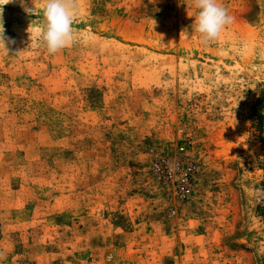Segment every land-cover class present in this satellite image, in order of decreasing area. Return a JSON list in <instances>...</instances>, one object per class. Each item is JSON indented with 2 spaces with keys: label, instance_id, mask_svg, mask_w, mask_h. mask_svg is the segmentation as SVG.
<instances>
[{
  "label": "rangeland",
  "instance_id": "obj_1",
  "mask_svg": "<svg viewBox=\"0 0 264 264\" xmlns=\"http://www.w3.org/2000/svg\"><path fill=\"white\" fill-rule=\"evenodd\" d=\"M0 0V264H264V6L205 46L192 0ZM263 118V120H262Z\"/></svg>",
  "mask_w": 264,
  "mask_h": 264
},
{
  "label": "clouds",
  "instance_id": "obj_2",
  "mask_svg": "<svg viewBox=\"0 0 264 264\" xmlns=\"http://www.w3.org/2000/svg\"><path fill=\"white\" fill-rule=\"evenodd\" d=\"M260 2L264 6V0ZM7 3H18L26 14L37 15V8L30 6L34 0H7ZM192 4L197 10L194 30L199 34L201 44L205 46L218 40L222 31L235 22V17L221 0H192ZM78 14L76 0H45L41 39L49 55H55L74 43L77 30L73 24ZM5 31L3 8L0 7V50L8 53V45L15 41L6 36Z\"/></svg>",
  "mask_w": 264,
  "mask_h": 264
},
{
  "label": "trees",
  "instance_id": "obj_3",
  "mask_svg": "<svg viewBox=\"0 0 264 264\" xmlns=\"http://www.w3.org/2000/svg\"><path fill=\"white\" fill-rule=\"evenodd\" d=\"M262 120H263V118H262Z\"/></svg>",
  "mask_w": 264,
  "mask_h": 264
}]
</instances>
